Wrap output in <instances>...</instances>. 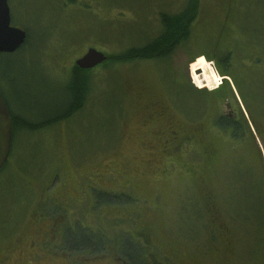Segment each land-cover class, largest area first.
Instances as JSON below:
<instances>
[{"label":"rangeland","instance_id":"374dc122","mask_svg":"<svg viewBox=\"0 0 264 264\" xmlns=\"http://www.w3.org/2000/svg\"><path fill=\"white\" fill-rule=\"evenodd\" d=\"M8 3L12 25L27 30L28 40L19 50L0 52V91L11 113L37 129L16 127L11 153L0 170V240L10 235L36 238L52 226L61 247L89 243L93 250L81 253L91 261L123 256L126 246L137 264H175L134 243L143 219L185 264H264L262 141L236 139L211 126L213 92L222 73L216 64L218 76L209 61L215 49L220 54L228 49L235 61L238 44L254 47L253 36L264 35V0ZM187 7L194 17L190 33L165 57L111 59L159 35L161 13ZM227 16L230 24L223 28ZM231 28L239 38L228 42L225 35L235 33ZM218 33L225 34L220 45L215 44ZM89 47L104 51L108 60L89 71L83 107L43 127L64 111L75 60ZM244 54L261 60L264 48ZM257 76L261 81L251 85L264 94V65L251 68V77ZM202 85L213 89L197 87ZM160 110L164 122L170 118L190 131L209 125V133L197 137L209 148L204 158L144 160L142 142L163 123L154 115ZM129 160L128 177L135 185L126 193L110 179L114 170L106 168L112 164L122 171ZM202 192L211 197L207 202ZM213 217L221 221L228 244L212 239Z\"/></svg>","mask_w":264,"mask_h":264},{"label":"flooded vegetation","instance_id":"af4514ba","mask_svg":"<svg viewBox=\"0 0 264 264\" xmlns=\"http://www.w3.org/2000/svg\"><path fill=\"white\" fill-rule=\"evenodd\" d=\"M230 20L231 16L223 18L222 27L227 28L230 24ZM231 30L234 31L232 28ZM224 35L223 33H218L215 44L220 45ZM225 37L228 42L236 41L239 38L236 32L227 34ZM253 37L255 42L253 43L254 47L251 49H244V43L238 44L241 50H236L240 52L237 53L235 61H232L233 54L228 52V49L227 52L223 51L222 54L215 49L214 57L209 58L210 61L214 62L215 67L216 64L220 66V72L222 73L221 85L213 92L215 109L210 116L212 127L226 129L229 134L236 139L244 137V139H250L249 142H258L257 139L260 138L262 141L264 158V94L258 93L254 89V86L251 85L254 81H261L259 76L254 78L251 77V68L264 65V59L252 58L250 60L247 58V55H241V52L245 50H261L264 48V35H259L258 38L256 36ZM246 38L249 41L252 40L250 34H246ZM246 43L248 44V42ZM24 44L25 42L21 46ZM201 55L196 56L189 63L193 62ZM205 57L208 58L207 56ZM217 70L218 68L216 71ZM198 87L210 86L202 85ZM196 92L201 94L205 92V89L196 90ZM222 103H225L224 108L220 106ZM199 111L201 113L203 112V110ZM159 112L161 113H154V115L156 116V120L160 121L161 118L163 123L157 127L155 132L150 133L151 136L145 137L142 142L147 152V156L144 160L149 163L159 162L160 156H163L168 159V162L173 161V163H179L182 161L180 160L181 158L194 156L198 159L204 158L206 153L209 152V148L199 144L197 137L200 134H208L209 128L207 127L209 125L204 126L205 124H199L198 130L190 131L184 124L176 123L170 118H166V122H164V117L161 116L164 115L163 110ZM21 120V118L18 120V124ZM25 122H27L28 125L32 124L30 121L23 119V123ZM147 124L148 120L144 119L142 125L146 126ZM15 131L17 130H12V140ZM235 132L241 133V136L235 137ZM203 152L205 154H203ZM194 153L196 155H193ZM108 168H112L116 173L112 175L110 179L113 182L116 181L118 185H123V188L127 190L125 191L126 193L133 189L135 183L132 177L131 179L128 177V171H132L130 160L124 163L122 171L116 169L112 164H109L106 169ZM137 191L138 189L135 190V192ZM201 195L203 197L201 199L204 200V202H207L211 198L207 193L202 192ZM211 220L215 230V235H213L212 239H215L216 242L220 241L223 244L226 243L227 235L223 232L221 221L215 217ZM134 236L135 239L133 241L136 245L139 244L142 247L155 249L159 253L161 252L163 257L175 260V264H185L184 258L165 247L164 242L155 235L151 223L148 221L142 219ZM59 237L60 236L56 234V227L52 228V226L48 230L45 229L42 236L36 238H26L17 235L6 236L0 240V264H131L124 253L123 256H114L109 261H91L89 257L81 253L82 249H84L86 253H90L91 248L88 246L89 243L84 241L86 243L79 245L81 247L68 243L66 246L63 245V248L59 244ZM212 245L216 246L215 242ZM217 248L219 249L220 247L217 246ZM142 251L145 252L144 249H142ZM149 254L154 255L153 252H149ZM155 263L157 262L155 261ZM163 264H165V262H163Z\"/></svg>","mask_w":264,"mask_h":264},{"label":"trees","instance_id":"16d2710c","mask_svg":"<svg viewBox=\"0 0 264 264\" xmlns=\"http://www.w3.org/2000/svg\"><path fill=\"white\" fill-rule=\"evenodd\" d=\"M161 22H162V31L159 35H157L154 39L147 42L143 46H137V47H131L126 52L122 54H117L111 57L113 60L121 61V59L124 60H132L134 58H160L165 57L167 54H169L178 44L180 41H182L184 38H186L191 29V23L192 19L194 18L192 16L191 9L187 7L183 11H179L177 13L171 14V13H161ZM28 40V39H27ZM27 40L25 41V44L27 43ZM24 46V45H23ZM21 46V48L23 47ZM89 69H81L78 66H74L73 68V75L70 78L69 81V96H68V102L65 103L64 111L53 115L50 119V122L47 124L43 123V127L52 124L54 122L60 121L64 118H67L74 112L80 110L87 97V92L89 90ZM63 103V102H62ZM62 103L60 105H62ZM64 105V103H63ZM56 107V106H55ZM9 108V107H8ZM10 111V109H9ZM12 116V124H13V130H16V127H24L31 130H36L37 126L34 127V125H28L27 122L23 123L21 121L18 124V116L11 113ZM42 127V126H41ZM23 129V128H22ZM241 136V133L235 132L234 136L239 137ZM263 161V159H262ZM211 234L213 233L212 228L210 229ZM90 245V244H89ZM92 249V248H91ZM93 250V249H92ZM129 248L125 246L124 249V255L125 257L130 261L131 264H137L134 260V256H132V253L129 252ZM138 254V253H137ZM140 257L139 255H137ZM142 258L138 259L139 261ZM142 264L143 261L141 260Z\"/></svg>","mask_w":264,"mask_h":264},{"label":"water","instance_id":"95a60500","mask_svg":"<svg viewBox=\"0 0 264 264\" xmlns=\"http://www.w3.org/2000/svg\"><path fill=\"white\" fill-rule=\"evenodd\" d=\"M27 32L11 24V11L8 0H0V52L16 51L26 40ZM107 60L104 51L89 47L75 60L81 69H92ZM12 117L6 101L0 92V170L6 164L12 143Z\"/></svg>","mask_w":264,"mask_h":264},{"label":"bare ground","instance_id":"6f19581e","mask_svg":"<svg viewBox=\"0 0 264 264\" xmlns=\"http://www.w3.org/2000/svg\"><path fill=\"white\" fill-rule=\"evenodd\" d=\"M211 63V62H210ZM216 69V68H215ZM217 72V71H216ZM218 76H219V74H218Z\"/></svg>","mask_w":264,"mask_h":264}]
</instances>
